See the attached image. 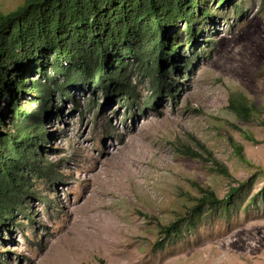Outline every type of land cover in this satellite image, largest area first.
I'll list each match as a JSON object with an SVG mask.
<instances>
[{
	"label": "rangeland",
	"instance_id": "rangeland-1",
	"mask_svg": "<svg viewBox=\"0 0 264 264\" xmlns=\"http://www.w3.org/2000/svg\"><path fill=\"white\" fill-rule=\"evenodd\" d=\"M24 1L0 0V11ZM199 5L190 42L184 20L166 31L175 43L183 30L164 90L133 64L128 99L71 80L70 96L44 103L42 158L54 166L1 226L0 264H264V0ZM241 95L257 108L249 119L229 108ZM207 189L224 202L196 220Z\"/></svg>",
	"mask_w": 264,
	"mask_h": 264
},
{
	"label": "trees",
	"instance_id": "trees-1",
	"mask_svg": "<svg viewBox=\"0 0 264 264\" xmlns=\"http://www.w3.org/2000/svg\"><path fill=\"white\" fill-rule=\"evenodd\" d=\"M200 1L25 0L11 12L0 11V228L25 211L31 178L53 169L42 158L43 142L49 139L43 108L52 93L70 96L67 84L74 80L128 99L135 90L127 81L133 64L151 75L157 92L164 90L167 59L178 54L183 30L175 33V43L166 31L184 20L190 42L196 36L197 15L203 13ZM49 67L52 75L47 74ZM30 71L39 79L30 80ZM21 94H31L39 107L22 108ZM229 108L241 119L257 110L242 95L231 97ZM237 151L241 154V147ZM223 202L215 192L204 190L191 209L192 217L198 220L206 205ZM180 229L181 219L165 226L163 233L168 237ZM158 244L165 246L164 240Z\"/></svg>",
	"mask_w": 264,
	"mask_h": 264
}]
</instances>
